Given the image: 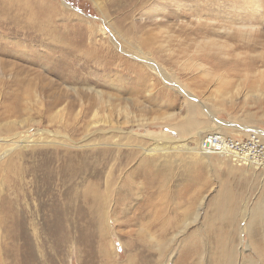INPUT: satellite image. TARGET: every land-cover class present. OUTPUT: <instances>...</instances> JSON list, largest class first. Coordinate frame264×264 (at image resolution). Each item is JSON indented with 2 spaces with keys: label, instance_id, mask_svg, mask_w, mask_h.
Instances as JSON below:
<instances>
[{
  "label": "rangeland",
  "instance_id": "rangeland-1",
  "mask_svg": "<svg viewBox=\"0 0 264 264\" xmlns=\"http://www.w3.org/2000/svg\"><path fill=\"white\" fill-rule=\"evenodd\" d=\"M61 60L88 77L48 69ZM15 78L52 85L30 108L63 89L71 126L0 119V264H264V168L202 146L264 144V0H0V102ZM66 163L84 171L61 186ZM46 173L44 199L74 201L45 222L31 193Z\"/></svg>",
  "mask_w": 264,
  "mask_h": 264
},
{
  "label": "bare ground",
  "instance_id": "bare-ground-1",
  "mask_svg": "<svg viewBox=\"0 0 264 264\" xmlns=\"http://www.w3.org/2000/svg\"><path fill=\"white\" fill-rule=\"evenodd\" d=\"M75 63H76L75 61H66V60L62 61L61 60L60 67H59L60 69H54L52 66H49L48 69L50 71L61 70V73H64V71H65V72H68L69 75L76 73L75 75L71 76L74 79V81H81L84 77H88V73H87V71H85V68L88 66V63H77L76 64L77 69H75V65H74ZM127 64H128V69H133L132 67L136 68V70H142L143 69L140 66H137L135 64H130L128 62H127ZM103 65H105V66L102 67V69L107 68L108 66H111L112 62L107 60V61H105V63ZM80 71L81 72L83 71L82 74H80ZM103 71L105 72L106 69H103ZM135 76H136V79H140V77L138 75H135ZM58 77H60L59 74H58ZM38 79L41 80L42 78L39 77ZM49 86H52V85H50L48 83H39V81H36L32 78L26 79L25 82H19V80H17V78H15L14 83H12V86L3 84L2 90H1L3 101L0 102V119L5 120L7 122V127H8L9 124L11 123L10 121H7L9 118H11L13 116L20 117V116H22L28 112H32L33 114H35L38 117L42 116L41 120L45 121L46 123H50L54 126H59L62 129H66V128L70 127L71 126L70 122H68V121L63 122V116H62V110L63 109L61 107L56 109L63 101L66 100L64 97L63 89H56V91L59 94L57 96L51 98V99H41L39 102H40V105L43 106L42 108H30L29 106L24 104L25 98L27 96H29L30 92L33 91V89L35 87L39 88L42 92V93H39L40 98L45 97V96H49L53 92L52 90H48ZM152 102H155V101L152 100ZM97 104H98V102H96V99H94L93 101H90L88 103V105L85 107L83 115L86 116L89 113V111L93 107H95ZM65 105H66V108L70 109V108H72L73 103L66 101ZM53 111H54V115H50V113ZM23 123H24V121H18L17 122L18 125H22ZM61 134H62L61 132L53 133L54 141L59 142V138H61ZM206 134L212 135V134H217V133L208 132ZM62 135H64V134H62ZM17 136H19V133ZM206 137H207V135H206ZM222 139H224L223 136H222ZM6 141L7 140L3 137V135H1L0 136V145L2 143H3V145L4 144L6 145V143H7ZM14 141L15 142L19 141V143H22V141H28V137H26L24 139L18 138L17 140L15 139ZM14 141H12V142H14ZM251 144L253 147H250V146L246 147L244 144H242V141L240 143L235 142L231 147L229 144H222L221 149L219 151H221V152L224 151L225 153H229L231 156L236 157L234 159V161L236 163H239V161H241L240 164H244V165L250 164V165H253L256 167L262 166V168H264V165H263L264 160L257 159L256 158V155H258L257 153L256 154L253 153V156L250 154V150H253L254 148L256 149L259 146H261L264 149V144H260L257 139L254 140V142H252ZM206 151L212 152V151L207 150V149H206ZM66 165H67V163L62 164L60 171L58 170L60 172V175L58 174V177H57L58 179L60 178V182L58 185H61V186L66 181V178L75 177L79 173L84 171V168L80 164H79L78 168L67 167ZM98 172H100L99 169H97L95 171H90L89 175L95 176ZM147 175L150 178V180L152 178H154V179L157 178V176L152 174V173H147ZM54 177H55V175L53 173H46L43 176H41L40 179H41V182H43V189L44 190H39V187L42 186V184H39V185H37V189L31 193V195H34L36 197L37 203L35 205H36V211L39 212V219H42V221H45V222L50 217V216H48L49 212H48L47 207L50 209H53L56 212H61V213L65 214L66 213V210L64 208L65 202L69 203L70 201L71 202L74 201L73 199H71V196L68 195L67 192H65L64 188H62L61 190L57 189V191H56L57 193L55 195H53L51 197V199L49 198L51 200V203H49L50 201L48 202L46 199H44V197L47 196L48 193H50V194L52 193L48 184L51 182V180H53ZM63 177H65V179H63ZM37 183H39V181ZM151 183L153 184V181H151ZM50 196L48 195V197H50ZM95 204L97 206H101V207H104V205H105L104 203L100 204V202L97 198L95 200ZM120 205H122L121 201H118L117 206L120 207ZM45 210L48 213H44ZM72 210H76V207H72ZM23 213H26V211H24ZM58 215H60V214H58ZM54 217H56V216H54ZM73 219H77V215H75V217Z\"/></svg>",
  "mask_w": 264,
  "mask_h": 264
},
{
  "label": "built area",
  "instance_id": "built-area-1",
  "mask_svg": "<svg viewBox=\"0 0 264 264\" xmlns=\"http://www.w3.org/2000/svg\"><path fill=\"white\" fill-rule=\"evenodd\" d=\"M222 136H224V139H222ZM254 136H251L249 139H242V138H238V137H233L230 135H226L225 133H217V134H207V137H205L202 140V146L204 147V149L210 150L212 152L214 151H219L221 149L222 144H229L230 147L235 143V142H241L242 144H244L246 147L252 146V142H254V140H256L257 138H253ZM254 154H258L256 155L257 159L260 160H264V149L259 146L258 148H254ZM233 159H235L236 157L232 156ZM241 162V161H240ZM264 165V163H263Z\"/></svg>",
  "mask_w": 264,
  "mask_h": 264
}]
</instances>
